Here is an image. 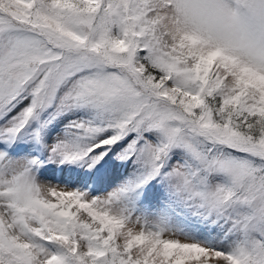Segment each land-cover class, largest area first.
<instances>
[{
	"label": "snow or ice",
	"instance_id": "1",
	"mask_svg": "<svg viewBox=\"0 0 264 264\" xmlns=\"http://www.w3.org/2000/svg\"><path fill=\"white\" fill-rule=\"evenodd\" d=\"M0 264H264V0H0Z\"/></svg>",
	"mask_w": 264,
	"mask_h": 264
}]
</instances>
